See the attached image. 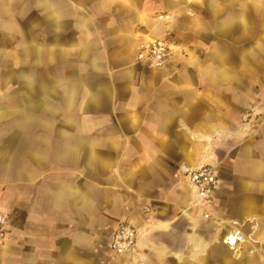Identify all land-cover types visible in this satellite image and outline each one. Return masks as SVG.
<instances>
[{"label": "crops", "instance_id": "obj_1", "mask_svg": "<svg viewBox=\"0 0 264 264\" xmlns=\"http://www.w3.org/2000/svg\"><path fill=\"white\" fill-rule=\"evenodd\" d=\"M0 213V264H264V0H0Z\"/></svg>", "mask_w": 264, "mask_h": 264}, {"label": "built area", "instance_id": "obj_2", "mask_svg": "<svg viewBox=\"0 0 264 264\" xmlns=\"http://www.w3.org/2000/svg\"><path fill=\"white\" fill-rule=\"evenodd\" d=\"M170 44L166 39H154L139 46L136 61L151 68L161 69L170 57ZM248 118V115L245 116ZM179 179L192 192V206L197 208L207 207L213 195L220 187V179L215 167L204 165L197 168L181 166L178 170ZM209 215H205L208 217ZM4 217L0 213V228L4 224ZM138 238L137 230L128 223L120 224L115 230L109 250L114 257H120L133 250ZM244 237L239 231L229 232L222 242L232 251H237Z\"/></svg>", "mask_w": 264, "mask_h": 264}]
</instances>
